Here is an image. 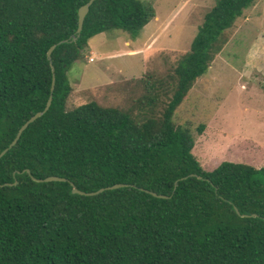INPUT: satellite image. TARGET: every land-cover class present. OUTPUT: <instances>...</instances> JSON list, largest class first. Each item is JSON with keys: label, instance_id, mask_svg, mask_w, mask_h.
<instances>
[{"label": "trees", "instance_id": "obj_1", "mask_svg": "<svg viewBox=\"0 0 264 264\" xmlns=\"http://www.w3.org/2000/svg\"><path fill=\"white\" fill-rule=\"evenodd\" d=\"M88 1L0 0V153L46 108L55 70L49 110L0 159V264H264V167L207 172L191 129L173 120L258 0H217L190 50L166 77L141 79L129 108L68 109L69 71L89 41L111 31L137 38L156 17L141 0H95L77 41L59 44ZM71 183L86 193L125 186L83 196Z\"/></svg>", "mask_w": 264, "mask_h": 264}, {"label": "rangeland", "instance_id": "obj_2", "mask_svg": "<svg viewBox=\"0 0 264 264\" xmlns=\"http://www.w3.org/2000/svg\"><path fill=\"white\" fill-rule=\"evenodd\" d=\"M141 1L154 8L156 17L137 38L111 31L89 41L86 57L69 71L74 91L68 109L93 101L129 108L143 94L141 79L152 74L166 77L190 50L205 15L217 2ZM225 37L223 51L197 80L173 120L191 129L193 154L207 172L223 162L260 169L264 167V0L247 9Z\"/></svg>", "mask_w": 264, "mask_h": 264}, {"label": "water", "instance_id": "obj_3", "mask_svg": "<svg viewBox=\"0 0 264 264\" xmlns=\"http://www.w3.org/2000/svg\"><path fill=\"white\" fill-rule=\"evenodd\" d=\"M95 0H90L88 1V3H86L84 6H82L80 9H79V27H78V30L76 32L75 35H73L71 37V39L69 40H64V41H61L59 44H63V43H66V42H75L77 41L78 37L80 36L81 32H82V29H83V25H84V21H85V18H86V15L88 14L89 12V9H90V6L94 3ZM57 45H53L50 50L48 51V58L49 60L51 61V54L53 52V50L56 48ZM52 71H53V81H52V88H51V96L48 100V103L46 105V108L44 109V111L42 112H38L36 113L34 116H32L21 128L20 130L18 131L16 137L14 138V140L11 142V144L5 148L1 153H0V159L10 150L12 149L17 143L18 141L20 140L21 136H22V133L29 127L30 124H32L33 122H35L38 118H40L42 115H44L50 108L51 104H52V100H53V93H54V89H55V75H54V67H52ZM29 172V171H28ZM33 177V176H32ZM34 181H37V182H66L67 179L66 178H63V177H58V176H49L45 179H37V178H34ZM178 184V181L175 183V187L177 186ZM72 185V193L73 194H78V195H83V196H92V195H96V194H99L101 192H104L105 190H113V189H118V188H121V187H124L125 185L123 184H116V185H113V186H110V187H107V188H102L96 192H90V193H86V192H83L81 190H79L73 183H71ZM147 192H150V191H147ZM153 196L155 197H158V198H168L167 196H164V195H159L157 193H154V192H150ZM253 216H256V215H253ZM243 217H248V215H243Z\"/></svg>", "mask_w": 264, "mask_h": 264}, {"label": "built area", "instance_id": "obj_4", "mask_svg": "<svg viewBox=\"0 0 264 264\" xmlns=\"http://www.w3.org/2000/svg\"><path fill=\"white\" fill-rule=\"evenodd\" d=\"M93 61H94V59H93V58H91V59H90V62H93Z\"/></svg>", "mask_w": 264, "mask_h": 264}, {"label": "crops", "instance_id": "obj_5", "mask_svg": "<svg viewBox=\"0 0 264 264\" xmlns=\"http://www.w3.org/2000/svg\"><path fill=\"white\" fill-rule=\"evenodd\" d=\"M90 53H91V51H90Z\"/></svg>", "mask_w": 264, "mask_h": 264}]
</instances>
